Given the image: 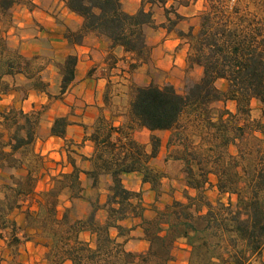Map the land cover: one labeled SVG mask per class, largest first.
Returning <instances> with one entry per match:
<instances>
[{"label":"trees","instance_id":"obj_1","mask_svg":"<svg viewBox=\"0 0 264 264\" xmlns=\"http://www.w3.org/2000/svg\"><path fill=\"white\" fill-rule=\"evenodd\" d=\"M168 1L142 0L140 9L131 14L125 11L122 0H67V7L83 18V25L66 31L72 50L60 60L13 50L0 31V99L11 91L24 99L31 91L45 93L50 100L62 99L76 79V47L90 33L108 40L111 49L122 48L123 59L129 60L130 69L135 71L151 61L148 29L176 32L189 45L188 70L202 71L199 79L188 80L183 92L172 84L135 86L127 119L115 126L102 118L90 135L95 146L89 158L92 168L83 170L70 156L72 171L55 176L53 185L41 192L36 190L34 163L39 156L34 144L45 108L25 112L13 107L0 112L9 131L8 139L0 140V237H7L11 247L24 239L14 218L20 212L26 228L34 229L45 240L52 264H169L180 240L190 248L188 264H250L262 256L264 122L250 116L254 101L264 114V0H208L197 32L193 27L178 29L184 16L174 6L168 7ZM17 2L0 0V14L8 15ZM156 6L164 9L165 20L160 24L152 10ZM44 61L57 69L60 78L55 97L44 77ZM219 81L226 83L224 89L217 86ZM218 102H234L236 111L223 108L216 113L213 105ZM71 124L68 116L56 117L50 135L65 138ZM142 129L175 131L170 145L176 142L182 148L181 156L175 159L184 163L187 187L185 202L173 200L157 209L152 218L145 217L140 194L124 184V175L139 173L157 191L163 178L150 166L162 140L152 134L148 150L134 137ZM192 131L198 133V142ZM20 170L24 173L17 175L15 171ZM82 174L92 189L99 188L102 179L109 180L105 202H91L84 218H72L71 207L60 214L61 195L66 194L72 203L86 197ZM211 176L216 177L220 193L237 196L235 204L211 202L206 194ZM99 210L106 212L103 221L98 218ZM132 217L141 220L149 242L146 252L127 251L125 241L119 240L130 235L132 228L123 222ZM83 232H90L94 239H82ZM2 261L0 258V264Z\"/></svg>","mask_w":264,"mask_h":264},{"label":"crops","instance_id":"obj_2","mask_svg":"<svg viewBox=\"0 0 264 264\" xmlns=\"http://www.w3.org/2000/svg\"><path fill=\"white\" fill-rule=\"evenodd\" d=\"M122 2L125 11L133 14L140 9L142 0H122ZM182 9L178 12L188 17V13L183 14V11L190 10L191 6H184ZM82 25L83 18L69 10L67 0H26V4L14 6L12 25L5 28L3 32L7 36L9 47L17 49L26 56L52 54L54 57L64 58L72 50L65 39L66 31L68 29L79 30ZM1 29L2 26L0 25ZM155 34H158L159 38L155 42L148 41L153 48L150 64L154 69L156 68V72L163 78L160 79L156 74V76L149 77L148 82L144 85L154 82L161 86L172 84L176 88L183 87L187 77L189 45L174 32L169 33L163 28L155 29ZM76 52L79 59L76 68V79L62 96V99L56 101V104L61 103L63 108L61 113L54 114L50 119L49 131L54 119L58 116H68L72 124L68 127L65 138L50 136L48 141L43 142L42 154H48L49 158L54 159V166L56 167L54 173L57 174L72 171L73 167L69 161L71 153L67 151L70 148L75 151L73 158L80 168L83 170L92 168V162L89 158L94 155L95 146L90 139V135L95 131L99 120L105 118L115 126H119L125 121L122 116H114V112H112L109 105L112 85L119 79L131 78L134 72L137 71H132L129 67V60L123 59L125 52L122 48L111 49L108 40L97 37L93 33L88 34L82 45L76 47ZM145 67L146 65H143L138 70L147 69L148 71V67ZM115 78L118 80L114 81ZM47 102L51 103L53 100L49 101L47 95L42 92L31 91L24 99L18 92L11 91L8 94L1 95L0 112L8 111L13 107L30 112L36 110L41 103L45 104ZM168 132L158 131L152 133L142 129V134L149 137V140H144V143L148 144L150 136L155 134L161 138L162 146L165 147L168 143ZM135 137H138L137 133ZM155 159L162 160L163 158L157 156ZM157 168L163 170L162 166H157ZM50 172H52L51 175H54L53 171L50 170ZM81 179L86 188L85 193L88 195L93 190L90 187V182L84 174L81 175ZM124 184L129 190L140 194L139 200L145 208L144 215L147 218H152L153 216L149 210L152 206L148 204L155 201L156 194L152 190V186L143 181V175L139 173L126 174L124 175ZM50 186L51 177L46 176L38 181L37 190L44 191ZM66 199L68 200L66 203L68 208L76 202L81 203V200H83L78 199L72 203L67 195ZM86 215L80 218H84ZM14 218L20 228V236L24 233L30 235L36 233L34 229L26 228L23 213H16ZM140 222L139 218L134 217L123 222L125 226L132 228L128 237L119 239L125 241L127 251L142 253L149 249V242L144 237ZM112 235L117 237V232L113 230ZM81 238L87 241L94 239L90 232H83ZM2 240L0 257L6 259L2 261V264H9L12 261V257H9L10 252L7 253L10 246L9 241L7 237ZM23 241L25 242L23 243ZM23 241L17 246L20 247L19 251L25 259L24 264H49L44 257L46 250H41V245L36 244L33 239H23ZM179 243L189 251L190 248L183 240H180L177 244ZM64 264H72V262L66 261Z\"/></svg>","mask_w":264,"mask_h":264},{"label":"rangeland","instance_id":"obj_3","mask_svg":"<svg viewBox=\"0 0 264 264\" xmlns=\"http://www.w3.org/2000/svg\"><path fill=\"white\" fill-rule=\"evenodd\" d=\"M17 4H26V0H17ZM188 2V6H191V9L188 11H183V14L188 13V17L184 16V20L179 24L178 29L188 31L191 27L194 28V31L197 32L200 27L201 23V17L202 13L208 8V0H169L167 6H174L175 9L181 10L183 4H186ZM15 5V6H16ZM149 8V7H148ZM13 9L9 12L8 15H1L0 14V25L2 26V29L0 31H4L5 28H9L12 25V15H13ZM152 10L154 11L156 21L160 24L162 21L165 20L164 16V9L161 7H153ZM183 10V9H182ZM194 14V15H193ZM176 34V32H174ZM147 36H148V41L149 42H155L157 38H159L158 34H155L154 29H148L147 30ZM7 38V36H6ZM8 42V40H7ZM159 44V43H158ZM9 45V44H8ZM186 45V44H185ZM153 49V48H152ZM18 51L17 49H13ZM153 51V50H152ZM189 52V51H188ZM43 58H49L51 60H60L63 59V57H54L52 54H47L44 55ZM151 60H152V54H151ZM46 64V69L44 72V77L46 80L50 82V92L52 95L55 97L59 93L60 89V78L57 73V69L50 64L49 62L44 61ZM129 63V61H128ZM151 61L146 65L145 68L148 67L147 69H141L136 72L131 76V78L127 79L124 78L123 80L117 78L114 79V83L112 85L111 89V94H110V107L112 112H114V116H122L124 120L127 119L128 113H129V104L131 100V96L133 94V88L135 86H138L140 84L144 85L148 82L149 77L156 76L160 77V79L163 78V76H159V73L156 72V68L151 66ZM199 68H194L192 70L187 69V77H186V83L188 80H197L199 79L202 71ZM201 72V73H200ZM117 76V75H114ZM18 83H23V80L18 79ZM133 84L132 86L130 84ZM184 85V84H183ZM185 85L181 88H176L178 91L183 92ZM161 86V85H160ZM217 86L221 89H224L226 87V83L224 81H219L217 83ZM21 95V94H20ZM50 101V99L48 98ZM53 102L45 103V104H40L36 110H40L42 108H45V113L42 117L41 120V129L39 130L38 134V139L36 140L34 144V150L36 154H38L39 158L35 161L34 165L36 167V176H37V184H36V190L38 187V181L44 179V177H51V186L53 185V178L55 176H58L59 173L57 174L56 172L54 173V170H56V167L54 166V159L49 158L48 154H42L44 145L43 142H46L49 140L50 131H49V125L51 122L52 116L54 114H58L62 112V104L57 103V99H52ZM215 112L217 113L220 109L227 108L228 110L235 112L236 111V104L233 102H227L226 104L222 102L215 103L213 105ZM251 119L253 120H260L264 122V114L262 113L261 110V105L257 102L252 103V111H251ZM193 136L195 137V141L198 142V133H193ZM136 133L138 135V139L135 137ZM168 143L167 145L161 146L160 152L158 156H162L161 159H155L152 160L150 163V166L159 172L163 174V178L161 180V183H159L157 187V191L153 190L155 192V201L153 203H150L148 205L152 206L149 208L151 211L152 216L155 215V211L157 209L163 208L165 205L171 203L173 200H180L185 202V190H186V182H185V173H184V163L180 160H177L175 158L181 156L182 153V148L176 143L173 142L170 145V142L173 138V141L175 140V131H169L168 133ZM158 136V135H157ZM9 137V131L7 130V127L2 123L1 117H0V140H7ZM134 137L137 141H139L141 144H144L148 150H150V142L148 144L144 143V140H149V137L146 135L142 134V130H138L135 132ZM67 151H70L72 154V157L75 155V151L73 149H68ZM231 152L235 153V148H231ZM162 153V155H160ZM70 154V156H71ZM157 166H162L163 170H160L157 168ZM53 171L54 175H51ZM17 175H21L24 173V171H15ZM210 180L212 182V185H208L206 188V194L208 198L213 202L214 204H217L219 202L223 203H232L235 204L237 202V196L236 195H231V194H222L218 191V189L215 187V183L217 182L215 176H211ZM40 186V185H39ZM50 186V187H51ZM108 186H109V180L104 178L101 181V184L99 188L93 189L92 192L86 197L81 200L82 202H76L71 208H70V216L72 218H80L81 216H84L85 214L89 213L91 209V202H95L96 200H99L101 204H103L107 198L108 195ZM49 187V188H50ZM47 190V189H46ZM37 192H41V190H37ZM190 194L194 195L195 192L190 190ZM66 199V194L61 195L60 198V205H59V212L62 214L67 207ZM106 212L104 210H99L98 211V218L100 221H103L105 219ZM20 233V231H19ZM28 237H27V236ZM33 236V237H32ZM22 238L24 239H33L36 244L41 245V250H46L44 253V257L47 259V253H48V248L45 246V240L41 237L40 233L36 231L35 234H27L21 235ZM3 238L0 237V246H1V241ZM36 240V241H35ZM23 241V239H22ZM21 241V242H22ZM25 241H23L24 243ZM20 244V243H19ZM36 247V245H35ZM20 247L16 246L11 248L9 246L7 253L10 252L9 257H12V261H10L9 264H24V257L19 251ZM3 252V251H2ZM40 254V251H39ZM42 254V251H41ZM2 260H6L5 258L0 257ZM188 259H189V251H187L184 247H182L179 244L176 245L174 249V259L169 263V264H188ZM49 264H52L48 261ZM6 264V263H5ZM250 264H264V252L262 256L258 258H254Z\"/></svg>","mask_w":264,"mask_h":264}]
</instances>
